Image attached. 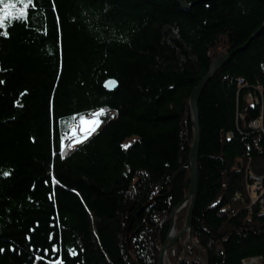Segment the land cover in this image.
Segmentation results:
<instances>
[{
  "label": "trees",
  "instance_id": "1",
  "mask_svg": "<svg viewBox=\"0 0 264 264\" xmlns=\"http://www.w3.org/2000/svg\"><path fill=\"white\" fill-rule=\"evenodd\" d=\"M180 1L191 7L33 0L26 21L0 29V264H156L189 186L188 101L233 53L198 102L193 243L167 259L264 264V204L246 188L260 177L264 200V135L248 127L264 128V0ZM101 108L71 146L72 117Z\"/></svg>",
  "mask_w": 264,
  "mask_h": 264
},
{
  "label": "water",
  "instance_id": "2",
  "mask_svg": "<svg viewBox=\"0 0 264 264\" xmlns=\"http://www.w3.org/2000/svg\"><path fill=\"white\" fill-rule=\"evenodd\" d=\"M179 6L187 10L191 6L187 5L180 0H175ZM263 1V0H262ZM264 3V1H263ZM264 25L262 26V28ZM261 28V29H262ZM259 32L255 33L248 43L240 50L246 48L248 44L257 36ZM235 52V53H236ZM234 54V53H233ZM233 54H225L222 57L213 61L209 67V70L205 77L197 84L195 89L193 90L190 99L188 101V111H189V120L191 125V135L192 141L189 147V158H188V166H189V186L188 191L185 197L175 205L171 212H170V219L167 234L163 240V243L160 245L158 250V256L156 260V264H169L167 260L168 252L178 243L181 241L183 237H185V245L184 248L188 243H192V233H191V225H192V217L193 211L196 204L197 199V189H198V167H197V160H198V153H199V145H200V131H199V113H198V102L207 83L212 79V77L226 64L229 62L230 58ZM106 89L111 91L114 89V85L107 84ZM78 144L71 143V146H75ZM186 211L184 223L180 231L177 230V215L182 212Z\"/></svg>",
  "mask_w": 264,
  "mask_h": 264
},
{
  "label": "snow or ice",
  "instance_id": "3",
  "mask_svg": "<svg viewBox=\"0 0 264 264\" xmlns=\"http://www.w3.org/2000/svg\"><path fill=\"white\" fill-rule=\"evenodd\" d=\"M33 0H0V29L5 28L6 22L11 21H26L28 19V12L33 7ZM5 37L9 34L4 31L2 33ZM3 83V81H0ZM108 84L114 85L115 81H109ZM106 109L101 108L91 113L73 116L69 131L71 132V143L80 144L87 140L93 133L100 127L102 120L101 117L105 116ZM68 133H65L67 136ZM62 151L64 137L61 138ZM10 173L5 172L4 175L8 176ZM3 249H0L2 252ZM75 255V252H72ZM39 259V257H38ZM55 264H62L60 260H56Z\"/></svg>",
  "mask_w": 264,
  "mask_h": 264
},
{
  "label": "built area",
  "instance_id": "4",
  "mask_svg": "<svg viewBox=\"0 0 264 264\" xmlns=\"http://www.w3.org/2000/svg\"><path fill=\"white\" fill-rule=\"evenodd\" d=\"M241 83L242 82L239 81V84ZM247 99L250 103L254 105L259 104L258 99L255 98L252 94H248ZM248 127L254 130L258 135H260L261 133L264 134V128L262 127V124H261V118L251 121ZM253 143L255 144V146L257 145L256 141H254ZM248 181H249L248 182L249 184L246 185V188L251 198H254L255 196L253 203L258 201L261 205H263L264 204V201L262 199L263 187L261 185L262 179L252 174H248ZM253 263L255 264L256 260L244 262L243 264H253Z\"/></svg>",
  "mask_w": 264,
  "mask_h": 264
},
{
  "label": "rangeland",
  "instance_id": "5",
  "mask_svg": "<svg viewBox=\"0 0 264 264\" xmlns=\"http://www.w3.org/2000/svg\"><path fill=\"white\" fill-rule=\"evenodd\" d=\"M133 141V139H130V140H128V141H126L125 142V146H127V145H129L131 142ZM252 199V203H253V200L255 199V196H254V198H251ZM264 201V200H263ZM254 203H256V202H254ZM259 203V202H258ZM185 211V210H184ZM181 213V212H180ZM185 214H186V212H185ZM179 215V214H178ZM178 215H177V217H178ZM185 218V217H184ZM184 223V222H183ZM177 225V224H176ZM183 226V225H182ZM184 238V237H183ZM182 240V239H181ZM185 242V241H184ZM179 243V242H178ZM193 243V242H192ZM183 245H185V243H183ZM185 249V248H184ZM168 260V259H167ZM169 263V262H168ZM170 264V263H169Z\"/></svg>",
  "mask_w": 264,
  "mask_h": 264
},
{
  "label": "bare ground",
  "instance_id": "6",
  "mask_svg": "<svg viewBox=\"0 0 264 264\" xmlns=\"http://www.w3.org/2000/svg\"><path fill=\"white\" fill-rule=\"evenodd\" d=\"M260 135H264V134L261 133ZM261 185H263V180H262V182H261Z\"/></svg>",
  "mask_w": 264,
  "mask_h": 264
}]
</instances>
